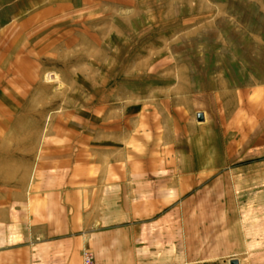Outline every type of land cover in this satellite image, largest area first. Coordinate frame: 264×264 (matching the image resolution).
Here are the masks:
<instances>
[{
    "label": "crops",
    "instance_id": "0c3cea01",
    "mask_svg": "<svg viewBox=\"0 0 264 264\" xmlns=\"http://www.w3.org/2000/svg\"><path fill=\"white\" fill-rule=\"evenodd\" d=\"M151 102L0 186V264H264V83Z\"/></svg>",
    "mask_w": 264,
    "mask_h": 264
},
{
    "label": "rangeland",
    "instance_id": "374dc122",
    "mask_svg": "<svg viewBox=\"0 0 264 264\" xmlns=\"http://www.w3.org/2000/svg\"><path fill=\"white\" fill-rule=\"evenodd\" d=\"M257 83L264 0H0V186L130 106Z\"/></svg>",
    "mask_w": 264,
    "mask_h": 264
},
{
    "label": "built area",
    "instance_id": "2783aa9c",
    "mask_svg": "<svg viewBox=\"0 0 264 264\" xmlns=\"http://www.w3.org/2000/svg\"><path fill=\"white\" fill-rule=\"evenodd\" d=\"M82 264H96L93 253L85 249L82 253Z\"/></svg>",
    "mask_w": 264,
    "mask_h": 264
},
{
    "label": "water",
    "instance_id": "95a60500",
    "mask_svg": "<svg viewBox=\"0 0 264 264\" xmlns=\"http://www.w3.org/2000/svg\"><path fill=\"white\" fill-rule=\"evenodd\" d=\"M201 117V116H200ZM232 264H237V261H233Z\"/></svg>",
    "mask_w": 264,
    "mask_h": 264
}]
</instances>
